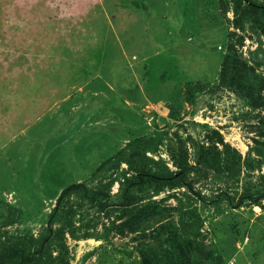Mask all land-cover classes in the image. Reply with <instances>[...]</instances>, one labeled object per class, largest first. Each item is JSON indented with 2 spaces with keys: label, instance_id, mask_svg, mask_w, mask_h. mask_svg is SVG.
Here are the masks:
<instances>
[{
  "label": "rangeland",
  "instance_id": "obj_1",
  "mask_svg": "<svg viewBox=\"0 0 264 264\" xmlns=\"http://www.w3.org/2000/svg\"><path fill=\"white\" fill-rule=\"evenodd\" d=\"M251 2L0 0V264H264Z\"/></svg>",
  "mask_w": 264,
  "mask_h": 264
},
{
  "label": "trees",
  "instance_id": "obj_2",
  "mask_svg": "<svg viewBox=\"0 0 264 264\" xmlns=\"http://www.w3.org/2000/svg\"><path fill=\"white\" fill-rule=\"evenodd\" d=\"M249 1V3L250 4H248L247 6H248V8H249V10H252V11H254V7L252 6V2H251V0H248ZM233 2L235 3V8L237 9L240 5H242L243 4V0H233ZM250 12V11H249ZM250 16L253 18V19H255V18H258V15L257 14H255V13H253V12H250ZM178 166H181L182 165V163L181 162H178V163H176ZM67 192V190H64L63 191V195L65 194ZM251 200V199H250ZM252 201V200H251ZM208 258H210V256H207V257H205V259H208Z\"/></svg>",
  "mask_w": 264,
  "mask_h": 264
}]
</instances>
